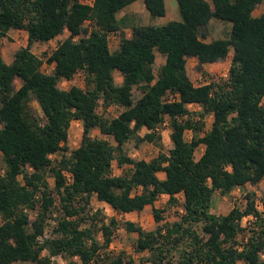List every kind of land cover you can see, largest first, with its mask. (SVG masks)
I'll return each mask as SVG.
<instances>
[{
    "label": "trees",
    "instance_id": "trees-1",
    "mask_svg": "<svg viewBox=\"0 0 264 264\" xmlns=\"http://www.w3.org/2000/svg\"><path fill=\"white\" fill-rule=\"evenodd\" d=\"M134 1L0 0V38L10 29L28 34L27 45L15 51L10 63L0 51V264H51L57 255L67 259L61 264H136L123 251H109L120 226L137 234L133 249L145 254L138 264H264V220L259 215L252 223L258 229L249 227L247 240H242L247 230L242 217L258 214L254 193L246 194L243 207L234 205L223 214L212 210L216 192L227 195L264 177V11L253 15L264 0H176L180 20L135 24L131 37L121 31L119 47L111 51L107 36L120 31L126 20L116 14ZM143 3L150 14L165 15L164 0ZM211 18L231 23L227 37L202 40L201 28ZM65 30L69 34L47 55L54 67L46 73L43 58L30 47ZM230 49L227 78L199 85L191 81L187 58L197 57L196 69L202 70L204 63L224 60ZM155 50L165 57L157 74ZM78 70L86 74L85 88L59 86L61 78ZM115 70L122 75L121 84L114 80ZM134 86L141 90L138 98ZM168 91L178 99L163 101ZM31 100L42 116L30 107ZM188 103L199 104L202 116L213 114L211 128L190 141L185 130L197 131L202 123L183 118L190 114ZM113 104L121 107L117 116L97 112L99 106L109 109ZM166 116L172 141L168 151L154 131L138 134L142 126L152 130ZM76 119L82 121L81 141L67 153L69 127ZM95 128L115 144L93 136ZM143 141L159 147L149 161L128 154V143L137 147ZM200 143L204 152L194 159ZM58 152L61 157L53 162L50 156ZM114 161L129 167L115 175ZM64 169L73 174L69 185ZM160 171L164 179L158 177ZM47 174L54 178L53 187ZM179 192L184 195L179 218L167 222L163 209L153 207L157 225L149 230L132 221L120 224L90 207L95 194L115 211L140 212L161 194L169 195L168 205H178ZM56 197V225L39 243ZM28 209L35 211L34 218ZM44 249L48 254L42 256Z\"/></svg>",
    "mask_w": 264,
    "mask_h": 264
},
{
    "label": "rangeland",
    "instance_id": "rangeland-1",
    "mask_svg": "<svg viewBox=\"0 0 264 264\" xmlns=\"http://www.w3.org/2000/svg\"><path fill=\"white\" fill-rule=\"evenodd\" d=\"M172 5H174V9L176 10H172L171 12L169 11V14L167 16H154L152 14H150L147 9L142 6L141 8H139L140 10H138L137 13H134V15L130 16H126V18L128 20L133 19L134 17L136 18V20L139 25H156V26H160V25H164L166 24L169 20H176V19H168L170 16L171 18H177V20H180V16L177 10V3L176 0H173ZM128 7V6H126ZM131 7V6H130ZM133 7V6H132ZM264 11V1L257 4L254 11H253V15H260L262 12ZM176 15V16H175ZM175 16V17H174ZM126 19V20H127ZM230 27H231V23L227 22V21H222L216 18H211L208 23L203 26L201 28V35H204L206 37H208V39H218V38H225L228 36L229 31H230ZM25 33L24 35L21 32H16L13 31L11 33V35H9L7 38H5L3 41H0V49L2 48L3 50V58L5 61H9L11 58V54L14 52V49H18L22 46L23 40L25 39ZM64 38V36H63ZM15 50V51H16ZM33 50H35L36 54L40 57L43 58L44 61V65L42 67V70L46 73H50L52 71V68L48 66L49 63H47L46 59H47V53L49 51V53L52 51L50 49L49 46H47V49L42 50V46L35 47L33 48ZM225 64V63H223ZM223 64L221 66H217L214 65L210 72H204L201 73L199 75V78H195L194 82L196 84L205 82V81H209L210 79H212V81H223L225 79L224 76H222L221 74L224 72V67L227 68V64L224 65ZM158 65H156L157 68ZM196 66H191L189 73L190 76L192 78L195 77L196 74V70H195ZM159 68V67H158ZM158 70V69H157ZM157 70H155V72H157ZM82 71V70H81ZM84 72V71H83ZM211 73V74H210ZM116 78V77H115ZM83 88L86 87V74L85 72L83 73ZM115 81H117V78L115 79ZM15 85L18 87L20 85L19 80H16ZM60 85V83H59ZM133 96L134 98H137L138 96V89H135L133 91ZM30 107L34 110V112L39 115L42 116V112L39 108L38 103L35 100H31L30 101ZM99 111H102V107L99 106ZM104 114H106L105 112H103ZM93 135L95 136H99L100 134L97 131H93L92 132ZM190 133L186 134V137H189ZM81 135H82V123L80 122H73L70 124L69 127V132H68V152H70V150L75 149L80 141H81ZM165 135V134H164ZM163 143V142H162ZM165 144L163 145V150L167 151L169 148V140L167 139V137H165ZM141 144V143H140ZM138 145L139 149H135L134 148V144L133 142L128 143L127 147H128V154H133L135 153L136 156L134 158L138 159V157H140V155H142L144 153V149H146L145 151L149 152V155H155L156 151L155 148H159L156 144H154V147L149 146V144L147 145L144 144V147H142L141 145ZM166 145V146H165ZM139 150V151H138ZM61 157V153L58 152L56 154L51 155V159L53 162H56L60 159ZM113 169L115 172H118V165L116 163V161L113 162ZM3 170L1 169V172ZM19 178L22 180V177L19 176ZM47 181L49 183L50 187L54 186V178L52 175L47 174ZM252 186H244L242 187L241 191L236 192L235 194H227V195H220V194H216V196H213V205H214V213L216 214H223L229 211V209H231L234 205H240L241 207H243L246 204V194L247 193H254L253 198H258L264 205V181L262 182V185H254V189L251 188ZM55 205L56 207L54 208L55 211L59 212L60 206L59 205V200L56 197L55 199ZM164 205V204H162ZM180 205V204H178ZM90 207L93 209V207H95L94 205H90ZM179 206L176 205H168L167 203L165 204V207L163 208L164 212V219L167 222H172L176 219H178V211H179ZM30 218H34L35 217V211L28 209L27 210ZM105 217L109 218V217H114V215H112L111 211H107L105 209L102 210L101 212ZM118 221L120 224L123 223V218H118ZM137 224H139L140 226H142L144 229H153L155 228V226L157 225V223L153 220V216L152 213L150 212V210H148L147 212L144 211L141 215L136 216V220ZM247 231L243 232V235H246ZM95 235L96 237L102 241V235L100 232L95 231ZM135 235V234H134ZM134 235L131 233H128L127 231H125L121 226L117 229H115L114 231V239L109 247V251L115 255L119 252H124V255L128 257H131L134 259L135 263L138 264L139 262V257L143 256L145 254L143 253H137L134 251L133 249V241H134ZM48 252L46 250L42 251V256L47 255ZM67 259H65L64 257H62L61 255H57V256H53L51 258V264H61L64 263ZM20 264V263H18ZM23 264H34L30 261L27 262H23ZM92 264H96L95 262H93ZM125 264V263H124ZM145 264H148L147 262ZM241 264V262L239 263Z\"/></svg>",
    "mask_w": 264,
    "mask_h": 264
},
{
    "label": "crops",
    "instance_id": "crops-1",
    "mask_svg": "<svg viewBox=\"0 0 264 264\" xmlns=\"http://www.w3.org/2000/svg\"><path fill=\"white\" fill-rule=\"evenodd\" d=\"M79 1L82 2V3H87V4H92V2H93V0H79ZM164 2H165V8H166V12H165V15L164 16H167L169 14V11L171 12L172 10L173 11L176 10V9H174V5H172L173 0H164ZM127 6L128 7L125 6L120 11L117 12L116 17L118 19H121V18L122 19L123 18L127 19L126 18L127 15L131 17L132 15H134V13H137L138 10H140L139 8H141L142 6H144V3H143V0H136V1L132 2V3H130L129 5H127ZM177 10H178V7H177ZM178 13H179V11H178ZM256 16H259V15H256ZM176 17L175 18H173V17L171 18V16H170L168 19H176L177 20ZM135 20H136L135 17L133 19H131V20H128V19L125 20V24H124L125 26H123L120 31H115V32H111V33L108 34L107 40H108L109 49L111 51H114V50H116L119 47V42H120V38H121V31L124 33V35L126 37H128V38L131 37V33H132L131 27L133 25H135L136 23H138L137 21H139V20H136V23H135ZM85 25H88V22H86ZM13 31L21 32L23 35L25 33V37H24L25 39L23 40L22 46H26L27 43H28V34H27V31L26 30H23V29H10V30H8L7 33H6V35L4 37H1L0 38V41H3L5 38H7L9 35H11V33ZM68 34H69V32L67 30H65L62 34L56 36L55 38H53V39H51L49 41H46V42H41V41L34 42V43H32V45L30 47V50L34 54H36V52H35V50H33V48L38 47L39 44H40V46H42V50H44V49L46 50L47 49V46H49L50 49L52 50V49H54L56 47L57 43L59 41H61L62 39H64ZM63 36H64V38H63ZM201 38L205 42L211 41V39H208V37H206L204 35H202ZM15 50L16 49H14V52L11 54L12 56H11L10 60L9 61H6L7 63H10L13 60ZM0 51H1V54H3L2 48L0 49ZM154 52H155L154 73L157 74L158 73V70L157 69H159L158 67H160L164 63L165 57L162 54H160L158 51H156V50ZM47 54H49V51H48ZM231 58H232V49H230L228 56L224 60H222V61H217V62H213V63H204V64H202V70H197L196 67H195L196 74H195V77L192 78L190 76L189 70H190V67L191 66H193V65L196 66L197 65L198 58L195 57V56L189 57V58H187V61H186V69H187L188 76H189V78L191 79V81L195 85H199V84H196L194 82L195 78H199V75L201 73L210 72L211 68L214 65L221 66L223 63L227 64V68L224 67L225 64H223V67L225 68L223 73H227L228 72V69H229V66H230V63H231ZM44 64L45 63L43 62L42 67H43ZM156 65H158L157 68H156ZM48 66L51 67L52 70H53L54 63H50V64H48ZM155 70H157V72H155ZM113 76H114V80L117 78V81H115L117 84H121L122 83V75H121V73L119 71L115 70L113 72ZM135 89H138V96H137V98H138L142 93H141V90L138 87L134 86L133 87V91ZM187 107H188V110L190 111V114L184 116L183 118L186 119L187 117H189L192 121H196V122L198 121L199 123H202L201 127L197 131H194L192 129L185 130L184 137H185L186 140L190 141L194 135H196L197 137L204 136L205 133L211 128L212 121H213V114L212 113H207V114H204L202 116L201 115L202 107L199 104H197V103H188L187 104ZM120 111H121V107L118 106L117 104H113L109 109H103V107H102V111H99V107L97 108V112L98 113L101 114L103 112H107L112 117L117 116ZM73 122H80V123H82V121L79 120V119L72 120L71 123H73ZM93 131H97L100 134L99 136H96V137L108 139L112 144H115V141H113L109 136H106V135L101 134L98 129L95 128ZM149 131H154L155 133H157L158 135H160L161 136V142H163L162 143L163 145L165 144L164 143L165 142V137H167V139L169 140V148L168 149H170L172 147V141H171V138H170L171 129H170L169 117L166 116L164 118V121L161 124L157 125L152 130L148 129L145 126H142L138 130V134L140 136H143L145 133H147ZM187 133H190L189 134V137H186V134ZM93 136H95V135H93ZM146 143H147V145L149 144V146H151V147H154L155 146L152 142H148V141H143L140 145L142 147H144V144H146ZM145 147H147V146H145ZM134 148L135 149H139L138 146L137 147H134ZM204 148H205V145L203 143H200L195 148V151H194V159H198L202 155V153L204 152ZM145 150L146 149H144V153L142 155H140V157H138V159H144L146 161H149L152 158L156 157L157 154H158V152H159V148L156 147L155 148L156 153H155V155L152 156V155H149V152H147ZM130 156L135 157L136 154L133 153V154H130ZM128 167H129L128 165H125L124 167H119L118 166L119 171L118 172H115L114 169H113V165H112V169H113L112 171H113V173L115 175H119V174L123 173V171L126 168H128ZM157 175H158V177L160 179H164L165 178V173L162 172V171L158 172ZM263 181H264V177L262 178V180L258 184H255V185H262V182ZM245 186H252L251 188L254 189V185L251 184V183H247ZM241 190H242V188L235 187L231 191V194H233V193L235 194L236 192L241 191ZM216 194H219V193L216 192L214 196H216ZM175 196H176V198L178 200V203L180 204V205H176V206H179L178 207L179 208V211L177 213L178 214V217H179L180 214L183 212V207H182L181 203L184 200V195H183L182 192H179ZM168 198H169V195L168 194H161L157 198V200L154 202V204H152V205H146L144 207V209L142 211H140V212H134V211L133 212H119V211H115L108 204H106L105 202L99 201L96 198L95 194H93L91 196L90 205H94L95 206L92 209L93 211L99 210V211L102 212V210L105 209L106 212L107 211H111L112 212V215H114V218L116 220H118V218H123L124 221H132V222H134V223L137 224V221H135L136 220V216L141 215L144 211L147 212L148 210H150V212L152 213V208L153 207L154 208H158V209H163L165 207V204L168 201ZM162 204H164V205H162ZM212 204H213V202H212ZM212 210L214 212V205H213ZM164 212L165 211H163L162 215H164ZM153 220H154V218H153ZM0 222H1V216H0ZM128 233H131L133 235L135 234L134 235V238L137 235L135 232H128ZM23 262H27V261H20V262H15V263H12V264H18V263L23 264Z\"/></svg>",
    "mask_w": 264,
    "mask_h": 264
},
{
    "label": "built area",
    "instance_id": "built-area-1",
    "mask_svg": "<svg viewBox=\"0 0 264 264\" xmlns=\"http://www.w3.org/2000/svg\"><path fill=\"white\" fill-rule=\"evenodd\" d=\"M83 73H84L83 71L78 70L69 79L61 78L59 80V83H60L59 86L61 88H64V89H66V88H68V87H70L72 85H75V86L83 88V80H82ZM221 75L224 76L225 78H227L228 72L227 73H222ZM210 81H212V79H210L209 81H205V82L199 83V84L207 83V82H210ZM176 99H178V94L174 93V92H171V91L166 92L163 95V97H162V100L163 101H167V102L168 101H173V100H176ZM263 102H264V99H263ZM62 175L64 177L65 184L69 185V184H71L73 182V174H72L71 171L64 169V170H62ZM253 200H254V208H255V210L257 211L258 214L251 213V214H248V215H245V216L242 217L241 226L247 229V230H245V231H247L246 235H244V237H242L243 241L247 240V237H248V235L250 233L248 231L249 227H251V229H253V228L256 229V230L258 229L257 227H254L252 225V223L257 220V217H258L257 215H259L260 218H262L264 220V205H263V203L258 198H253ZM58 216H59V213L57 211H55V210H53L49 214V216H48V218L46 220V225L44 227L42 235H39L37 237V240H38L39 243H42L45 238L50 236V232H51L52 228L56 225ZM237 247H238V249H241L242 245L241 244L240 245L237 244ZM74 259L79 261V259L77 257H74ZM260 259L264 261V251H262L260 253ZM92 263L93 262H90L89 264H92Z\"/></svg>",
    "mask_w": 264,
    "mask_h": 264
}]
</instances>
